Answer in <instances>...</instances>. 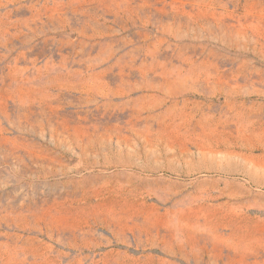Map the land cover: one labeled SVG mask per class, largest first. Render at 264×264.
I'll return each mask as SVG.
<instances>
[{"label": "rangeland", "instance_id": "obj_1", "mask_svg": "<svg viewBox=\"0 0 264 264\" xmlns=\"http://www.w3.org/2000/svg\"><path fill=\"white\" fill-rule=\"evenodd\" d=\"M0 264H264V0H0Z\"/></svg>", "mask_w": 264, "mask_h": 264}, {"label": "bare ground", "instance_id": "obj_2", "mask_svg": "<svg viewBox=\"0 0 264 264\" xmlns=\"http://www.w3.org/2000/svg\"><path fill=\"white\" fill-rule=\"evenodd\" d=\"M241 113H236V112H234V111H231V116H237V115H240Z\"/></svg>", "mask_w": 264, "mask_h": 264}]
</instances>
